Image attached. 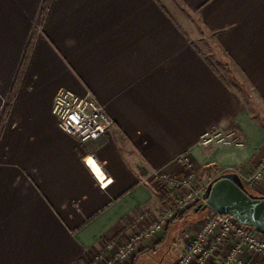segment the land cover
<instances>
[{
	"label": "crops",
	"instance_id": "crops-1",
	"mask_svg": "<svg viewBox=\"0 0 264 264\" xmlns=\"http://www.w3.org/2000/svg\"><path fill=\"white\" fill-rule=\"evenodd\" d=\"M43 3L0 0V264L95 256L139 212L158 210L152 171L183 173L179 155L212 171L210 180L256 168L264 155V0H49L39 20ZM184 11L253 94L222 74ZM60 88L91 91L114 125L86 142L65 132L53 112ZM213 129L242 143L203 146ZM89 156L113 178L106 187ZM252 187L264 195V178Z\"/></svg>",
	"mask_w": 264,
	"mask_h": 264
},
{
	"label": "built area",
	"instance_id": "built-area-1",
	"mask_svg": "<svg viewBox=\"0 0 264 264\" xmlns=\"http://www.w3.org/2000/svg\"><path fill=\"white\" fill-rule=\"evenodd\" d=\"M53 112L61 128L83 142L99 139L114 125L105 107L91 91L78 94L67 88L58 89ZM200 143L208 147L239 145L242 141L235 133L213 129L202 134ZM177 161L186 169L192 167V160L187 154L179 155ZM87 163L102 187L113 181L93 156L87 158ZM229 171L238 172L224 170L217 177ZM152 174L164 185L159 214L147 226L131 230L126 239L114 237L105 240L95 256L76 264H123L143 241L152 240L181 211L197 203H205L203 195L207 185L197 182L194 173L175 174L158 169ZM241 177L251 185L261 181L264 178V155L252 172ZM149 214L141 211L139 217L145 218ZM198 226L184 235V251L172 264H264V234L256 228L230 214L217 212Z\"/></svg>",
	"mask_w": 264,
	"mask_h": 264
},
{
	"label": "rangeland",
	"instance_id": "rangeland-1",
	"mask_svg": "<svg viewBox=\"0 0 264 264\" xmlns=\"http://www.w3.org/2000/svg\"><path fill=\"white\" fill-rule=\"evenodd\" d=\"M184 16L194 19L195 23L198 24V26H196L197 29L195 30H197V32L200 33V36L203 37L201 40L202 43L205 44V51H210L209 57L213 60V62H215V64H217V66H219L222 74L225 75V77L236 86H238V82L235 81V77L239 78L241 80L240 82H243L244 86L247 87L246 90L253 94L251 87L245 81L244 77H242L239 69L225 54L223 49L218 45H212V41H208L209 39L212 40V36H210L211 33L205 30L204 26L199 23L196 14L193 12L184 11ZM211 51L213 53H211ZM208 170L209 169L196 171L192 165V167L188 169L185 167V171L183 173H194L197 182H200L201 185L205 186L208 185V183L211 181L210 179L214 176L212 171ZM246 186L248 189L253 188L249 183H247ZM159 191L161 192L163 199L164 185L162 182H160ZM159 205L156 212L150 213L149 216H146L145 218H140L138 216L132 227H128L127 229L121 231L120 235L116 236L115 238L119 237L124 239L131 230H134L135 225L140 228L147 226V224H149L152 219H154L159 214ZM198 205H200V203H197L190 209H184L175 219L169 221L165 228L158 235L152 238V240H145L150 243L151 248L155 247V249L143 253L144 249L147 248L145 247V241H143L123 264H172V262L176 260V258H178L184 251V235L190 230H196L199 227L198 225H200L208 217L212 216L209 214L207 208L195 211V207Z\"/></svg>",
	"mask_w": 264,
	"mask_h": 264
},
{
	"label": "water",
	"instance_id": "water-1",
	"mask_svg": "<svg viewBox=\"0 0 264 264\" xmlns=\"http://www.w3.org/2000/svg\"><path fill=\"white\" fill-rule=\"evenodd\" d=\"M203 196L205 203L195 207V211L211 207L264 234V195L251 192L238 172L229 171L212 179Z\"/></svg>",
	"mask_w": 264,
	"mask_h": 264
},
{
	"label": "trees",
	"instance_id": "trees-1",
	"mask_svg": "<svg viewBox=\"0 0 264 264\" xmlns=\"http://www.w3.org/2000/svg\"><path fill=\"white\" fill-rule=\"evenodd\" d=\"M48 3H49V0H44V3H43V7H42V10H41V13H40V17H39V20H41L43 17H44V14H45V10L48 6ZM30 45H28L27 47V50L25 51L23 57L21 58V62H20V66H19V73L21 72L22 68L24 67L25 65V62L28 58V52H29V47ZM208 212L210 215H213L215 214L216 212L211 208V207H208L207 208Z\"/></svg>",
	"mask_w": 264,
	"mask_h": 264
}]
</instances>
